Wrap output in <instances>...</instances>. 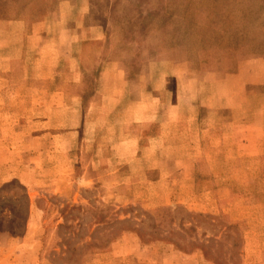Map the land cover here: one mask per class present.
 <instances>
[{
  "label": "rangeland",
  "instance_id": "rangeland-1",
  "mask_svg": "<svg viewBox=\"0 0 264 264\" xmlns=\"http://www.w3.org/2000/svg\"><path fill=\"white\" fill-rule=\"evenodd\" d=\"M72 4H77V11H90L82 17L84 23L98 24L105 37L75 50L76 55H82L83 83L68 85L66 91L83 97L85 124L79 139L57 137L58 125L68 121L67 116H50L47 120L37 110L35 115L27 116L23 114L21 100L17 101L16 114L0 112V189L18 181L28 188L32 201L26 236L14 239L9 250L7 244L2 246L6 264H60L56 256L60 253L59 227L64 224L60 209L66 204L112 208L122 219L136 216L144 220L145 213H150L155 218H146L142 227V233L149 237L162 232L154 225L159 227L163 218H172L165 224L171 225L174 235L162 234L157 238L169 237L192 250L184 240L188 235L182 233L184 221L188 228L199 227L194 235L189 233V237L199 244L210 241L212 256L222 264H244L239 240L241 232L245 237L250 224L242 222L237 235L219 234L221 223L227 226L234 222L230 217L196 214L183 206H162L159 200L152 198L157 190L140 170L143 165H124L113 158L112 147L106 146L139 134L138 129L130 126L128 131H123V116L119 115L123 106L108 117L107 109L114 106H109L107 100L94 101L92 97L97 94L100 66L106 61L120 63L135 87L140 76L148 75L154 65H161L164 73H168L173 63H189L195 76L202 77L210 73L234 72L242 61L264 60V0H0V23L22 22L31 34L38 24L44 20L54 22L60 9ZM58 32L56 30V34ZM54 44L51 43L52 49ZM50 52L52 58L61 56L58 47ZM37 58L38 55L30 53L26 63L18 64L14 75L6 77L3 90L25 91L21 89L22 82L26 78H33L30 80L33 82L32 71L40 68L36 65ZM96 65L99 71L92 73ZM26 70L33 73L30 78L29 71L24 75ZM28 88L35 94L43 90L40 84H29ZM54 90L56 87H51V91ZM130 93L125 101L127 113L134 107L132 97L137 94L135 88ZM32 102L33 107H39L41 101ZM166 102L170 103L169 96ZM141 132L148 140L157 134L155 126ZM131 150L134 155V149ZM155 152L144 153L154 158L159 156ZM153 165L147 164V169ZM154 179L153 175H148L149 181ZM248 189L254 191V200L260 202L254 204L251 216L264 219L261 186L257 183ZM164 209L173 210L170 217H165ZM125 214L131 215L126 217ZM209 217L217 220L212 222ZM86 234L87 231L83 235ZM215 235H219V239H215ZM22 243H25L23 248Z\"/></svg>",
  "mask_w": 264,
  "mask_h": 264
},
{
  "label": "crops",
  "instance_id": "crops-1",
  "mask_svg": "<svg viewBox=\"0 0 264 264\" xmlns=\"http://www.w3.org/2000/svg\"><path fill=\"white\" fill-rule=\"evenodd\" d=\"M77 9V4L65 5L54 22L44 20L31 34L22 22L0 23V112L16 114L17 101L21 100L27 116L35 115V110L47 120L67 116L68 121L58 125L59 138L79 139L84 130L83 97L66 91L68 85L83 83L82 55H76L75 50L105 38L98 24L84 23L82 17L90 11ZM51 43H56L55 48ZM57 47L61 56L52 58L50 50ZM30 53L39 56L36 65L40 68L32 71L35 82L30 81L33 73L28 70L30 79H24L21 88L25 91H4L6 77L13 76L14 68L26 63ZM160 66L154 65L148 75L140 76L135 87L118 62L106 61L100 71L99 65L91 71H99L97 94L92 99L107 100L114 106L107 109L108 117L123 106L119 113L123 131L132 126L139 132L106 146L112 147L113 158L124 165H143L140 170L157 190L151 196L162 206H183L196 214H224L235 223L247 221L244 264H264V219L251 216L258 202L254 191L248 189L258 183L264 196V60L242 61L234 72L202 77L195 76L189 63H173L168 73ZM29 84L42 85V92H29ZM51 87L56 90L52 92ZM134 88L135 104L127 113L125 101ZM35 100L41 101L39 107H33ZM152 126L157 134L148 140L141 131L147 132ZM154 151L159 156L144 153ZM149 162L154 165L147 169ZM148 175L155 179L149 181ZM2 250L0 244V264H6ZM110 250L101 256L103 259L98 256L90 264H214L200 250L184 252L166 242L145 245L134 233L125 234Z\"/></svg>",
  "mask_w": 264,
  "mask_h": 264
},
{
  "label": "trees",
  "instance_id": "trees-1",
  "mask_svg": "<svg viewBox=\"0 0 264 264\" xmlns=\"http://www.w3.org/2000/svg\"><path fill=\"white\" fill-rule=\"evenodd\" d=\"M31 208L32 201L29 190L20 182L14 181L0 189V244L2 246L8 244L11 240H20L26 236ZM172 212L173 210L171 209H164L163 211V213L167 214L165 217H170ZM60 214L64 220V224L59 227L61 239L59 245L60 253L56 254L58 260L61 261L60 264H89L128 233L137 234L145 245L166 242L174 244L184 252H195L200 250L209 261L214 264H222L212 256L213 247L210 245V241L199 244V242H196V240L189 237V233L194 235L199 227L192 225L188 228L184 221L181 225L182 233L188 235V239L184 240L190 244L189 246L193 248L192 250H187L178 241L169 237L157 238L158 235L162 234H166V236L174 235L173 228L170 227L171 225L165 224L168 223V221L170 222L172 218L168 220L163 218L159 227L154 225L158 230L161 228L162 232L156 233L154 237H149L142 233V227L145 224L146 218H150L151 220L155 218L150 213H145L144 220H140V218L136 216L122 219L120 213L112 208L99 209L66 204L60 209ZM130 215L131 214H125L126 217ZM209 218L212 222L217 220L214 217ZM241 225V222H233L231 225L229 224L227 226H224L223 223H221L219 234L224 232L225 235L231 233L237 235L239 234L238 231L241 228ZM86 231L87 234L83 235ZM214 238L219 239V235H215ZM239 241L241 245L240 257L243 259V232H241Z\"/></svg>",
  "mask_w": 264,
  "mask_h": 264
}]
</instances>
